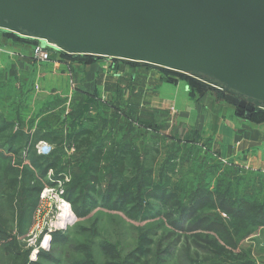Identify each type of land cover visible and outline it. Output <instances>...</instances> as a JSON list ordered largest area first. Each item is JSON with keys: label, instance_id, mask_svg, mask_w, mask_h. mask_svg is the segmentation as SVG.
Wrapping results in <instances>:
<instances>
[{"label": "rangeland", "instance_id": "374dc122", "mask_svg": "<svg viewBox=\"0 0 264 264\" xmlns=\"http://www.w3.org/2000/svg\"><path fill=\"white\" fill-rule=\"evenodd\" d=\"M1 35L2 46L5 37ZM12 43L7 50L0 47V124H13V131L23 132L24 138L10 152L0 139V264H105L110 261L102 250L105 244L115 247L120 262L141 249L148 252L139 264H264V225L257 223L259 220L233 222L225 214L208 209L195 214L181 212V207L191 208L199 192L215 189L216 195L233 203L248 200L264 209V166L252 160L237 168L220 159V154L209 146L213 129L205 118L201 121L199 113L193 114V126L186 127L175 111L160 113L158 120L165 125L159 133L147 126L153 118L149 110L132 113L145 122V127L136 122L131 127L125 119L114 118L105 107H96V112L86 114L93 119L81 115L76 121L78 112L72 110L71 103L67 106L63 99L40 98L34 89L32 93L28 78L15 74L10 52L26 47L30 56L33 44L13 40ZM165 73L162 75L167 77ZM188 74L213 81L198 72ZM168 77L189 85L193 93H204L189 77L177 73ZM226 94L256 111L255 100ZM209 95L210 99L212 94ZM221 99L219 103H225ZM130 102L136 103V99L131 98ZM239 109L243 120L247 110ZM102 117L107 120L104 126ZM78 123L95 129L98 139L107 144L99 173L101 194L115 185L117 191L121 188L140 195L158 185L176 194L177 199L168 203L151 200L153 210L146 220H130L122 212L103 208L100 196L89 194L97 201L96 207L79 218L72 207L83 209L82 198L70 191L75 184L89 183V159L85 151L76 153L68 147V136L78 128ZM226 125L222 123L221 134L227 141L232 131ZM34 133L39 140L29 148L27 137ZM184 135L198 137V145L187 150L189 145L182 141ZM121 149L128 152L126 169L124 174L117 175L113 160ZM48 163H55L57 172L50 170L42 175ZM143 206L144 203L140 207ZM66 215L69 219L64 227L59 226ZM195 216L224 223L237 248L233 250L215 235L197 230ZM46 237L49 241L42 245ZM144 239L151 241L148 249L142 246Z\"/></svg>", "mask_w": 264, "mask_h": 264}, {"label": "water", "instance_id": "95a60500", "mask_svg": "<svg viewBox=\"0 0 264 264\" xmlns=\"http://www.w3.org/2000/svg\"><path fill=\"white\" fill-rule=\"evenodd\" d=\"M0 32L47 42L70 59L181 74L264 112V0H0Z\"/></svg>", "mask_w": 264, "mask_h": 264}, {"label": "crops", "instance_id": "0c3cea01", "mask_svg": "<svg viewBox=\"0 0 264 264\" xmlns=\"http://www.w3.org/2000/svg\"><path fill=\"white\" fill-rule=\"evenodd\" d=\"M1 36L5 39L0 47L7 50L13 39L4 34ZM22 48L10 52L11 65L15 74L28 78L33 85L32 93L34 89V94L40 98L63 99L67 106L75 98L79 102L88 100V113L91 114L96 112L94 104L111 110L112 106L124 103L140 112L149 110L151 113H147L157 121H160V113L171 110L177 113L183 127L193 126V114L199 113L201 121L205 118L206 124L213 129L209 133L212 136H209V146L220 154V159L240 168L242 162L252 160L258 161L260 167L264 166V120L254 121L251 114L255 111H246L244 119L240 120L243 114L239 107L212 89H204L200 96L193 93L189 85L168 75L165 77L160 70L117 59L53 58L46 63H37L31 60L26 47ZM209 94H212L210 99ZM131 98L136 99V103H131ZM221 98L226 104L219 103ZM124 104H120V108L125 107ZM225 109H230V113ZM195 121L198 122V118ZM222 123L232 131L227 141L221 134Z\"/></svg>", "mask_w": 264, "mask_h": 264}, {"label": "trees", "instance_id": "16d2710c", "mask_svg": "<svg viewBox=\"0 0 264 264\" xmlns=\"http://www.w3.org/2000/svg\"><path fill=\"white\" fill-rule=\"evenodd\" d=\"M4 34V36L9 37L17 42L23 43H30L35 44L36 41L34 39L23 38L17 36L12 33L7 32H0ZM52 55H56L55 57ZM53 58L57 59H64L67 58L62 53L57 51L50 52V59ZM76 58H84V57H76ZM93 59V57H87ZM166 72V73H165ZM172 75L175 74L173 72L163 70V74ZM190 81H193L190 79ZM198 88L201 90H206L208 87H204L203 84H200L196 81ZM193 87V86H192ZM95 108H103V105L94 104ZM120 104H116V106H112L111 110L108 107L114 116V118H119L127 121L131 127L132 123H138L142 127H145V122L143 120H139L136 117H133L132 113H136L137 111L133 108H130L126 105L123 108H120ZM72 110L77 111L78 113L75 116L76 121L81 117V115L88 119H93L90 116H86L89 109V102L87 101H76V98L71 102ZM124 111V112H123ZM122 113V114H120ZM254 118V121H261L264 120V113L255 111L251 114ZM262 118L260 120V118ZM100 119V118H98ZM102 123L106 125L107 120L102 117ZM164 123H161L152 118V121L147 125L153 131H157L158 133L160 130L164 128ZM189 133L191 131H188ZM155 133V132H154ZM174 137V136H173ZM23 132L21 131H13V124H0V139H2L4 146L7 147V150L13 151L15 146H19L23 140ZM99 137L96 134V130L87 126H83L82 123H78V128L70 133L68 136V147L74 149L76 153H81L85 151L88 155V181L89 183L86 186H82L79 183L75 184V187L70 191L71 194L77 193L83 202V209H78L74 205L73 211L79 217H86L89 214V211L92 207H96L95 199L89 197V194H93L96 197L101 198L102 207L107 210H113L122 212L127 218L130 220H146L150 215L151 211L153 210L152 205L149 203L151 200H157L161 203H168L171 200L177 199L176 194L168 192V190L161 189L158 185H153L150 189L144 191L140 195L134 194L131 190L123 191L121 188L119 191L116 190V186H111L110 190L105 194L100 193V185H99V173L101 170V164L103 163V159L105 157V150L107 149L106 143L101 142ZM182 140L184 143L189 145L187 150L192 149L194 146L198 145L196 143V138L189 137V135H184ZM39 139L37 138L36 134H32L27 137V145L29 148L33 146ZM127 155L128 152L125 150H120L115 153V157L113 160V166L117 175H122L126 169V162H127ZM234 165L235 167H239L233 163H229ZM233 166V167H234ZM53 170L57 172V165L55 163H48L45 168L41 171V174L44 175L48 171ZM261 173V172H260ZM231 182V181H229ZM220 188V186H217ZM168 192V193H167ZM217 189L202 191L198 193V197H195L191 208L187 209L186 207H181L182 214L192 213L195 214L196 212L204 209H208L211 211H218L225 214L230 221L238 222V223H245V222H254V220H259L257 223L264 225V209L263 206L258 205L254 202H250L248 200H240L237 203H233L228 198L216 195ZM70 198H68L69 201ZM88 203V204H87ZM144 203L143 207H140ZM85 208V209H84ZM198 225L196 228L197 230H205L206 232L213 234L217 237L219 241H221L225 246L235 250L237 248L236 242L233 239L232 234L230 233L228 227L219 221L218 219H208L206 217H202L198 219V216H195ZM259 225V224H258ZM2 238H0L1 240ZM151 245V241L149 239H144L142 241V246L148 247ZM7 250H10V247H7ZM102 250L104 251L105 255L110 259L105 264H139L140 259L146 255L148 250H141L137 249L134 253L130 254L128 258L120 262V256L116 252V249L112 245H102ZM13 253V252H12ZM119 261V262H118ZM33 264V263H32Z\"/></svg>", "mask_w": 264, "mask_h": 264}, {"label": "built area", "instance_id": "2783aa9c", "mask_svg": "<svg viewBox=\"0 0 264 264\" xmlns=\"http://www.w3.org/2000/svg\"><path fill=\"white\" fill-rule=\"evenodd\" d=\"M36 43L31 48V60L37 63H46L51 61L50 52L57 51L55 47L47 42L35 40Z\"/></svg>", "mask_w": 264, "mask_h": 264}, {"label": "bare ground", "instance_id": "6f19581e", "mask_svg": "<svg viewBox=\"0 0 264 264\" xmlns=\"http://www.w3.org/2000/svg\"><path fill=\"white\" fill-rule=\"evenodd\" d=\"M67 218L69 219V216L66 215L63 219H61V223L59 224V226L64 227V223L67 221ZM48 241L49 239L46 237L42 245H46Z\"/></svg>", "mask_w": 264, "mask_h": 264}]
</instances>
